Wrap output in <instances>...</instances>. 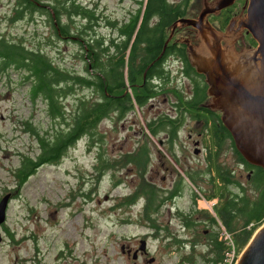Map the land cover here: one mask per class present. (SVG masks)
<instances>
[{
  "label": "rangeland",
  "instance_id": "obj_1",
  "mask_svg": "<svg viewBox=\"0 0 264 264\" xmlns=\"http://www.w3.org/2000/svg\"><path fill=\"white\" fill-rule=\"evenodd\" d=\"M79 1L95 9L99 18L95 30L104 40L116 34L115 26L108 24L107 18L119 22L137 6V0ZM13 3L14 0H0V32L10 37H23L29 46L40 44L50 57L71 72L86 73L78 41L56 36L47 16L40 12L31 17L9 19ZM243 3L244 0H235L229 5L230 10L224 12L229 14L225 24L233 15L229 11L239 13ZM202 5V0H190L187 13H195ZM221 13L213 16L214 24L217 17L222 19ZM61 21L69 22L76 31L84 19L74 15L71 21L63 15ZM243 35L246 47L250 46L251 38H254L245 30ZM242 46L239 36L234 47L240 50ZM167 61L178 82L187 84L177 58L170 56ZM128 88L132 92V88ZM89 93L88 89L74 85V92L64 99L67 117L77 96ZM150 106L144 109L136 106L134 111H128L122 117L111 112L97 127V134L103 140L96 146L114 162L144 143L147 147L145 170L142 168L140 172V168L132 163L117 162L97 176L93 164L98 148H88L84 136L68 147L58 161L43 163L17 187L14 169L19 165L20 154L35 156L39 148L36 136L24 128V121H31L48 133L59 123L48 115L42 99L31 100L22 73L11 70L8 75H3L0 72V197L10 192L6 219L0 224V264H36L37 261L44 264H180L182 259V264H203L205 256L211 254L204 234L209 228L220 233L223 225L217 210L220 199L218 196H200L196 209L200 211L198 218L201 220L196 219L195 212L192 216L196 225L183 227L181 212L191 205L189 193L193 187L187 179L186 169L200 172L205 159L200 151L194 152L196 136H187V126L193 121L187 122L172 143L171 148L179 158L177 162L168 149L170 147H164L158 140L159 136L165 135L162 131L157 136L147 129L143 136L141 126L146 127L145 120L156 114L157 107L165 109L171 105L162 99ZM205 139L210 142L211 136ZM212 150L217 155L214 166L217 174L222 170L220 166L226 165L234 171L236 178L246 179L247 170L228 139L223 141L221 149ZM177 173L185 177L187 184L184 183L178 196L172 195L163 201L152 215L149 214L150 218L144 213V193L131 205L122 203L124 196L132 194L139 183L150 181L168 188L179 176ZM230 187L236 190L235 185ZM211 215L216 219L215 227L208 219ZM151 218L157 226L152 225ZM203 219L206 221L202 222ZM194 237L197 243L191 247L188 242ZM231 237L233 239V235ZM142 239L145 240V251L139 248ZM234 247L239 255L242 249L238 250L235 241Z\"/></svg>",
  "mask_w": 264,
  "mask_h": 264
},
{
  "label": "trees",
  "instance_id": "obj_2",
  "mask_svg": "<svg viewBox=\"0 0 264 264\" xmlns=\"http://www.w3.org/2000/svg\"><path fill=\"white\" fill-rule=\"evenodd\" d=\"M187 2L188 0H137V6L129 10L123 20L118 22L107 18V23L115 26L116 34L104 40L95 30L99 23L95 9L79 0H14L9 19L15 20L26 15L31 17L33 13L39 12L45 14L56 36L80 43L86 72H71L50 57L40 44L29 46L23 37H10L0 32V72L3 75H8L11 70L22 73V80L28 85L31 100L42 99L48 115L59 123L48 133L31 121H24V128L36 136L39 148L35 156L20 154L19 165L14 169L17 187L43 163L58 161L68 147L84 136L88 148H98L96 144L102 142L103 138L98 136L97 127L103 118L109 117L111 112L122 117L148 101L152 94L149 79L153 75H164L167 72L163 61L166 55L177 54L185 58L183 47H176L169 41L166 43V40L171 23L185 14ZM63 15L71 21L77 15L84 22L74 31L69 22L61 21ZM228 16L229 14L225 22ZM255 43L251 38V44ZM74 85L84 87L91 93L77 96L76 104L67 117L64 99L74 92ZM198 86L199 84L195 85V88ZM128 87L132 88V92L128 91ZM199 97L200 95L194 98L193 103L200 100ZM149 126L151 132L156 133L157 124L151 121ZM222 129L223 135L227 136L218 138L229 140L237 157L247 165L246 169L251 168L250 177L241 181L226 165L218 164L222 168V186L210 187L205 195L208 198L218 196L220 199L218 216L233 235L238 250H241L256 227L264 221V169L247 162L236 149L230 132L223 126ZM217 141L219 144L220 140ZM146 151L144 144L139 145L136 150L124 153L114 162L98 148L93 168L98 176L120 162L132 163L141 172L146 165ZM231 184L235 185L236 190L230 187ZM142 193L146 195L144 213L150 218L149 214L156 211L159 202L157 188L151 183H139L132 194L124 196L122 203L131 205ZM193 218L192 212L186 213L182 217L183 225H196ZM208 219L215 223V227V217L211 215ZM150 221L157 226L153 219ZM204 221L206 220L203 219L202 222ZM203 238L209 247L208 251H211L210 256H205L203 264H217L228 249L227 243L219 238L217 230L211 228ZM195 239L196 237L189 240V246L196 245ZM183 257L188 258V255ZM36 264L44 263L37 261Z\"/></svg>",
  "mask_w": 264,
  "mask_h": 264
},
{
  "label": "water",
  "instance_id": "obj_3",
  "mask_svg": "<svg viewBox=\"0 0 264 264\" xmlns=\"http://www.w3.org/2000/svg\"><path fill=\"white\" fill-rule=\"evenodd\" d=\"M234 1L202 0L198 17H180L171 24L166 43L175 26L177 30L183 25L194 27V36L178 38L187 41L189 59L208 83L211 97L200 105L220 109L222 123L236 149L247 162L264 169V0H244L240 13L231 17L225 30L214 27L208 17L204 20L209 11L218 12ZM243 30L251 34L255 45L246 47ZM239 36L243 46L237 50L234 43ZM9 198L10 192L0 197V224L6 219ZM140 242L139 248L145 251V240ZM235 264H264V221Z\"/></svg>",
  "mask_w": 264,
  "mask_h": 264
},
{
  "label": "flooded vegetation",
  "instance_id": "obj_4",
  "mask_svg": "<svg viewBox=\"0 0 264 264\" xmlns=\"http://www.w3.org/2000/svg\"><path fill=\"white\" fill-rule=\"evenodd\" d=\"M189 1L190 0H188V2ZM188 2L186 5L185 14L179 16L177 19H179L180 17H190V18L198 17V14L202 7H200L199 10H197L193 14L187 13ZM227 10H230V6L223 7L218 12L209 11L205 15L204 20H206V18L208 17L209 22L214 27L223 30L225 28L224 26H226L231 19L230 18L228 20L227 24L225 23H224L225 25L223 24V22H225V19L227 17V15L224 12ZM221 11H222L221 14L223 15L222 19H218L217 17L216 19L217 23L214 24L213 16L220 14ZM229 13L230 15L233 13V15L231 16L233 17L234 15L239 14L240 12L236 13L229 11ZM177 28L178 26L174 27L173 29L174 33L172 34V36L168 41L174 44L176 47H183L185 51V58L177 54L166 55L163 61L165 64L164 69L167 72H165L164 75H153L149 79L148 84L151 85L152 94L148 99V101H146V103L140 106V108L144 109L149 105H151L150 107H153L154 105L158 104L162 99L163 101L170 102L171 106L170 108H165V109L157 107L156 114L145 120L146 127L141 126V131L143 136H146L147 129L151 134H153L150 130L149 122L153 121V123H156L157 131L153 135L158 136V133H160L161 131L165 134L164 137L162 138L159 136L158 140L160 144L162 145L164 144V147L166 148L170 147L168 149L171 150L172 156L175 157V160L177 162L179 158L175 154L173 148H171V146L173 145L172 143L174 142L177 136H180V131L185 126H187L188 123L193 121L191 125L187 126L188 129L187 136H196L193 139V144L195 145L194 152L200 151L201 153H203L205 162L200 172L196 170L190 171L186 169L187 179L191 181V185L193 187L190 188V193H189L191 205H189V207L185 211L182 210L181 215L184 216L188 212H192V214L194 215V213L197 212L195 216L197 217L196 219L199 220L198 217L200 215L199 213L200 211H197L196 208L198 207V204L200 202L199 201L200 196L204 197L206 191L210 187L214 186L218 188V186H221L222 184L221 173L217 174L216 170L214 169L215 163L217 162V155L216 152L213 151L212 149L213 148L221 149L222 143L226 139L223 138V140H221L218 137L227 136V135H223L222 133L223 131L222 126L224 127V125L221 120V110L218 108L213 109L209 105H200V103L209 101V98L211 97V95L208 93V83L206 82L205 75L197 71L196 67L191 63L188 56L187 41L183 40V37L178 38L180 35L188 37L189 36L188 34H190L194 36L196 34V31L192 29L194 28L192 25H183L178 30ZM250 46L253 45L251 44ZM170 56H175L178 62L181 63L180 71L182 72L183 76L186 77L187 84L179 83L176 76L173 74V71L168 66L169 63L167 60L169 59ZM143 82H145V77L143 79ZM197 84H199V86L195 88V85ZM199 95L201 97V98L199 97L200 100L193 103L194 98H198ZM155 100L157 103L155 102ZM206 136H211L210 142H208L207 140L208 138L205 139ZM217 140H220L219 144H217L218 142ZM161 154L163 155V150ZM241 165L243 166V168L246 169L247 165L243 161H241ZM145 168L146 165L144 167V170ZM246 170L247 173L245 174V176L249 178L251 173V168L250 169L248 168ZM187 173L189 174V176L190 175L191 176L189 177ZM177 175L179 176H176L174 178V182L168 188H165L163 185H160L158 183L152 184L149 181L152 185L155 186V188H157L158 198H159L158 206L162 204L163 201L165 202L167 199H169V197H171L172 195H174L175 197L179 195L178 193H181L183 185L184 183H186V179L184 176L178 173ZM183 227L185 226L183 225Z\"/></svg>",
  "mask_w": 264,
  "mask_h": 264
},
{
  "label": "built area",
  "instance_id": "obj_5",
  "mask_svg": "<svg viewBox=\"0 0 264 264\" xmlns=\"http://www.w3.org/2000/svg\"><path fill=\"white\" fill-rule=\"evenodd\" d=\"M231 233L225 228L224 225L220 227L219 238L224 240L228 245V249L225 251V254L221 261L217 264H235L238 255L235 253L234 241L231 237Z\"/></svg>",
  "mask_w": 264,
  "mask_h": 264
}]
</instances>
